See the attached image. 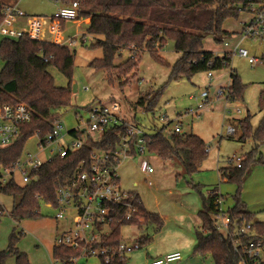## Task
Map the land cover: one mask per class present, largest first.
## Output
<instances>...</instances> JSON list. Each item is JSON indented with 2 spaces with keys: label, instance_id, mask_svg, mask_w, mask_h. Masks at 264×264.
<instances>
[{
  "label": "trees",
  "instance_id": "trees-1",
  "mask_svg": "<svg viewBox=\"0 0 264 264\" xmlns=\"http://www.w3.org/2000/svg\"><path fill=\"white\" fill-rule=\"evenodd\" d=\"M61 4L78 1L80 4V18L91 20L82 38L90 39V47H100L101 57H96L89 63L96 69H104L111 85L119 83L127 85L130 78L137 75L142 53L148 50L153 58L171 68L169 81L191 78L202 71L219 70L231 67L232 51L222 55L206 50L203 46L204 38L213 34L216 41H222L231 32L223 28L228 18H237L241 11H246L250 1L254 0H57ZM6 4L0 0V24L5 18ZM65 21L62 22L64 27ZM85 36V37H83ZM173 39L175 50L180 58L170 64L161 55L167 41ZM129 50V56L120 62L117 57ZM0 56L4 66L0 71V102L27 103L32 111L31 121L21 127V134L17 141L9 146L0 147V166L8 168L22 156L26 141L36 133L44 138L52 131L54 121L60 119L61 111L72 104V78L75 64V54L68 44H60L48 40L24 37L21 40L3 39L0 42ZM56 66L68 79V86L55 83L50 67ZM230 84L226 87V98L229 101H241L244 98L246 84L242 82L234 68L230 71ZM163 89L154 92L147 91L133 104L135 109L142 108L146 112H153ZM89 106H85L87 110ZM259 108L263 117L259 126L254 130L251 114L238 119L242 129L240 141L252 137L255 146L244 156L240 157V166L229 158V165L220 168L222 179L238 182L237 201L228 210L221 209L219 199L224 195L217 187L203 195V208L198 211L200 226L196 229L197 243L192 251L193 256L205 260L212 257L215 264H264V257H250L245 251L251 240L264 243V221L252 219L255 212L250 210L242 199V186L245 179L257 165H264V155L260 145L264 143V87L259 97ZM136 117V116H135ZM139 122V118L136 117ZM171 122V121H170ZM169 122L154 132H146V144L149 153L162 159L181 161L185 171L178 176H192L200 170L209 153L206 141L193 132H177L165 129ZM124 129V125L121 126ZM118 131V130H117ZM116 130L109 129L99 138L87 134L84 145L77 150H70L68 155L54 156L36 169L37 178L20 185L14 181L0 186V193L13 198L10 210L11 217L17 222L26 218L42 217V202L57 206V190L60 184L69 182L79 163L89 164L94 149L108 147L114 142ZM72 133H80L72 129ZM228 137L233 138L232 135ZM198 185L194 184V187ZM134 204L138 213L133 219H126V208L111 207V219L108 231L102 234L96 246L109 248L110 260L106 261L100 255L102 264H128L126 254L120 256L116 250L123 242L121 228L125 224H135L139 228L155 223L160 229L163 217L156 212L149 211L137 191ZM137 195V198H136ZM221 213L230 218L229 231L222 232L216 222ZM5 214V208L0 202V220ZM138 216H143L144 222H138ZM251 223L252 230L248 235L241 236V245H235L238 239L234 234L237 227ZM101 227V225H99ZM23 231L12 230L8 246L0 249V264H6L11 256H15L16 264H30L28 255L21 251L17 243L23 236ZM139 247L150 241L147 235L135 239ZM82 248H72L55 244L53 256L55 263L68 262L72 257L79 256Z\"/></svg>",
  "mask_w": 264,
  "mask_h": 264
},
{
  "label": "rangeland",
  "instance_id": "rangeland-1",
  "mask_svg": "<svg viewBox=\"0 0 264 264\" xmlns=\"http://www.w3.org/2000/svg\"><path fill=\"white\" fill-rule=\"evenodd\" d=\"M3 1L16 5L24 13L15 15L14 25L16 27H28L31 17L37 15L44 19V25L46 24L48 28L51 15L56 13L61 5V2L57 0ZM250 17L249 11H241L237 18L226 19L223 28L232 32V35L224 36L222 41H216L213 34L204 38L203 46L206 50L214 51L218 55L228 51L233 52L231 53V67L198 72L191 78L184 77L177 81H169L171 68L155 60L152 54L145 50L142 53L137 75L130 78L129 84L111 85L104 69H96L89 64L94 58L101 57L103 50L100 47H90V39L82 38L85 30L75 39V44L70 46L75 54L72 87L76 84L77 91H73L72 104L61 111L60 120L66 128L79 126L80 116L86 117L85 106L99 102L111 105L112 102L117 101L126 112L127 119H132L134 115L139 118L141 129L144 132H154L172 120L165 129V132L169 133L179 120L185 132L198 134L209 145L206 160L200 170L192 176H178L184 173L185 168L177 158L162 159L155 154L146 153L144 156L125 158L122 161L118 168L122 187L129 191H137L145 207L149 211L159 213L164 218V224L160 229L153 222L144 225L143 228L135 224L122 226L123 242L128 248L133 246L135 239L140 236L150 237V241L143 246L126 251L128 264H147L152 256L164 257L167 253L174 251H180L182 259L171 264H189L194 259V261L198 260V258H193L192 251L197 243L196 229L200 226L197 213L203 208V195H207L210 190L217 187L224 195L222 208L225 210L232 208L237 201L238 182L222 179L220 168L229 165V158H234V163L237 164V157L244 156L255 146L252 137L245 141L239 140L242 129L238 119L244 118L249 112L255 130L263 117L259 108V97L264 87V40L246 37L239 45L248 50L249 57L257 58L258 62L255 63H251L248 57L242 56L236 48V42L243 36L241 34L242 22ZM79 25L86 29L88 23H84L82 17L66 20L62 39L67 41L69 37L77 36ZM46 35L47 30L43 36ZM1 39L2 37H0V42ZM161 55L170 64H174L180 58V53L175 50L173 39L167 41ZM128 56L129 50L126 49L122 56L117 57L116 62ZM3 66L4 60L0 56V71ZM231 68L237 71L242 82L246 84L244 98L241 101H229L226 93L219 94L222 88L226 91V87L230 84ZM50 72L57 85L68 86L69 79L56 66L50 67ZM209 72L212 73L211 77ZM160 88L163 92L153 112L133 107L141 93L154 92ZM204 91L207 92V96H202ZM200 104H202L201 108H199ZM191 110H198V112L191 113ZM160 114H168V119L161 120ZM230 125L237 130L232 135L233 138L228 137L230 134L227 133ZM88 133L98 136V133L88 130L84 136ZM40 140V136L36 133L26 141L21 156L23 160L29 155H34L38 160L51 157V148L43 149ZM260 151L264 155V143L260 145ZM144 157L148 158L154 167V171L149 176L142 170L141 164ZM16 177L18 181H21L20 173H17ZM149 181L153 184L149 185ZM194 184L198 186L194 187ZM242 187V199L248 203L250 209L255 210L252 220L264 221V210L260 209L264 204V170L255 172L249 180L246 178ZM0 202L5 208V214L0 222V249L8 246L10 234L16 227L17 232L23 231L24 233L17 246L28 255L29 263L53 264L54 259L46 249L50 243L49 238L63 231L69 225V217H72L74 213H68V220L62 219L57 227L53 226V221H56V209L42 202L43 216L31 218L33 220L23 225L20 222L17 223L10 215L13 198L0 193ZM141 221L145 220L138 219V222L142 223ZM216 222L217 224L222 222V218H217ZM104 231H108V228L105 227ZM225 231L223 227L222 232ZM80 253L74 264H102L98 250L91 254ZM203 261L205 264H215L210 256ZM6 264H16L15 256L9 257Z\"/></svg>",
  "mask_w": 264,
  "mask_h": 264
},
{
  "label": "built area",
  "instance_id": "built-area-1",
  "mask_svg": "<svg viewBox=\"0 0 264 264\" xmlns=\"http://www.w3.org/2000/svg\"><path fill=\"white\" fill-rule=\"evenodd\" d=\"M79 11V2L72 1L69 4H61L58 11L51 15L48 28L46 24L44 25V19L37 15L31 17L28 27H16L14 25L15 15H23L24 13L16 5H6L4 9L5 18L0 24L1 41L3 39L21 40L28 36L68 44L69 46L74 45L75 38H69L67 41L62 39V22L68 19H79ZM246 11L251 13V17L243 22L241 33L243 36L236 42V48L242 56L248 57L251 63H255L258 62L257 58L249 57L248 50L239 47V45L242 39L246 37L264 40V0L250 1ZM46 30L49 37L47 35L43 36ZM209 76H212L211 72H209ZM225 93L226 91L223 88L219 91L220 95ZM202 96H207V92L204 91ZM201 107L202 104L199 105V108ZM85 111L86 117L80 116L79 126L66 128L60 119H56L52 131L44 138H40V145L43 149L51 148V157L38 160L34 155H29L25 160L20 157L12 167L0 166V186H4L10 181L20 185L33 181L37 178L36 169L40 165L56 155L65 157L70 150L81 148L86 141L87 135L84 136V133L87 130L98 133L99 138L104 136V133L109 129L118 130L113 143L109 144L108 147L94 149L90 163L80 162L74 171L72 180L60 184L57 190V206L54 207L56 209L55 218L59 221L62 219L68 220V213H74L72 217H69V225L57 235L55 244L82 248V254H91L98 250L99 256L103 255L105 260L109 261V248L96 246L95 243L100 241L102 234L106 232L104 231L105 227L109 226L112 206L125 207L126 219H133L138 213V208L133 201L135 195L133 191L122 187L118 168L125 158H137L149 153L145 139L146 132L142 131L140 123L136 120L137 116L134 115L132 119H127L126 112L117 101L112 102L111 105L99 102L90 105ZM194 112L197 113L198 110H191V113ZM77 114L80 113L77 112ZM159 118L165 121L168 119V114H160ZM31 119L32 111L27 103L0 102V147L15 143L21 134L22 125L31 121ZM170 121L172 120L168 122ZM122 125H124V129L120 130L119 128ZM72 129L80 134L72 133ZM172 130L184 132L179 120H177ZM227 133L230 135L235 134L236 128L232 125L228 126ZM237 160V165L240 166V157H237ZM141 165L147 176L154 171L153 165L146 157L143 158ZM17 173H20L21 181L17 180ZM152 184L153 182L149 181V185ZM222 201V198L219 199L221 209H223ZM47 205L53 207L51 204ZM219 217L222 218V222L218 223V228L222 230L224 227L228 232L230 218L223 213L217 216V218ZM138 219L144 220L143 216H138ZM251 230V223H245L242 227H237L234 232L238 237L235 240V245H241L240 237L248 235ZM138 247L139 243L136 241L129 248L122 242L116 250L124 258L123 256L127 250ZM245 251L248 252L250 257L263 258V242L251 240L246 245ZM78 257H72L70 261L63 264H74ZM181 259L182 253L174 251L167 253L164 257L151 259L147 264H171ZM240 263L246 264V260L241 259Z\"/></svg>",
  "mask_w": 264,
  "mask_h": 264
},
{
  "label": "crops",
  "instance_id": "crops-1",
  "mask_svg": "<svg viewBox=\"0 0 264 264\" xmlns=\"http://www.w3.org/2000/svg\"><path fill=\"white\" fill-rule=\"evenodd\" d=\"M6 5H8V6H14V5H12V4H8V3H6V2H4ZM90 20H91V18L90 17H88V18H84V23L86 22V23H89L90 22ZM81 22V21H80ZM79 22V23H80ZM82 23V22H81ZM80 23V24H81ZM242 26H243V22H242ZM241 26V27H242ZM79 27V30L77 31V33H76V35L77 36H75V37H69V38H77L80 34H82V32L85 30L84 28H83V26H81V25H79L78 26ZM227 30V29H226ZM229 31V30H228ZM231 35H232V32H231ZM211 79V78H210ZM231 81V80H230ZM209 84H211V81L209 82ZM236 102V101H235ZM183 130H184V128H183ZM185 132V131H184ZM236 132H237V130H236ZM260 170H264V165H257V166H255L254 168H253V170H252V172L249 174V176L247 177L248 178V180L250 179V178H252L253 177V174L255 173V172H257V171H260ZM256 179H257V177H256ZM244 190H245V188H244ZM244 200V199H243ZM245 201V200H244ZM246 202V201H245ZM247 203V202H246ZM12 206H13V204H12ZM247 206H248V203H247ZM262 207L260 208L261 209V211L262 210H264V204H262L261 205ZM249 207V206H248ZM12 209V208H11ZM250 209V208H249ZM250 210H252V211H255V210H253L252 208L250 209ZM199 211V210H198ZM198 214V213H197ZM31 220H33V219H31V218H26V219H23V221H21L20 223L21 224H25V222H29V221H31ZM55 220L56 221H53V226L54 225H56V227H57V225H58V222H60L59 220H57L56 218H55ZM0 222H1V220H0ZM28 227V226H27ZM56 237H57V235L55 236V237H53V238H49L50 239V243L48 244V247L46 248L47 250H48V252L50 253V256L54 259V257H53V248H54V245H55V240H56ZM193 256V255H192ZM158 257H160V255L158 256V255H156V256H152L151 258H150V260L151 259H154V258H158ZM193 258H198V260H196V261H191L192 263H189V264H202V263H205L200 257H198V256H194ZM149 260V261H150ZM191 260V259H190ZM148 261V262H149ZM53 264H55V259L53 260Z\"/></svg>",
  "mask_w": 264,
  "mask_h": 264
},
{
  "label": "water",
  "instance_id": "water-1",
  "mask_svg": "<svg viewBox=\"0 0 264 264\" xmlns=\"http://www.w3.org/2000/svg\"><path fill=\"white\" fill-rule=\"evenodd\" d=\"M73 91H77V85L76 84L73 85Z\"/></svg>",
  "mask_w": 264,
  "mask_h": 264
}]
</instances>
